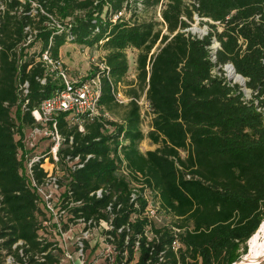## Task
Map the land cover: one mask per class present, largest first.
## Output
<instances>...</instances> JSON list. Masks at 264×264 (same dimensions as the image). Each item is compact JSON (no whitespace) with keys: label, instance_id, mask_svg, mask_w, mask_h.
<instances>
[{"label":"trees","instance_id":"trees-1","mask_svg":"<svg viewBox=\"0 0 264 264\" xmlns=\"http://www.w3.org/2000/svg\"><path fill=\"white\" fill-rule=\"evenodd\" d=\"M34 1L60 21V32L44 25L48 18L38 9L29 16L17 12L18 0H0V248L14 263L24 258L34 264L59 263L60 249L38 240L40 210L19 173L15 130L31 124L28 110L59 85L52 76L39 82L45 70L35 58L38 52L50 44L57 57L62 45L76 43L105 51L108 75L101 78V108L125 109L120 122L96 120L86 123L84 132L67 129L60 120L61 132L73 135V152L94 154L69 180L73 198L84 202L82 214L110 220L108 242L120 257L126 252L128 263L237 264V246L247 244L264 221V110H257L264 107V0H195L197 5L184 0ZM159 5L162 20H130L139 6ZM194 13L207 18L200 20L209 27L202 38L184 31ZM27 25L36 31L39 46L30 53L22 45ZM214 39L219 48L213 62L209 46ZM130 48L137 51V89L152 114L146 137L157 145L145 152L138 147L145 134L134 100L140 97L137 89H130L133 95L126 103L115 98L128 71ZM228 63L245 78L250 100L223 76ZM216 67L220 75L212 73ZM25 80L28 110L22 112L18 87ZM118 147L126 175L120 171ZM98 188L105 190L101 197L89 196ZM147 189L173 217L171 224L151 223L142 193Z\"/></svg>","mask_w":264,"mask_h":264},{"label":"built area","instance_id":"built-area-1","mask_svg":"<svg viewBox=\"0 0 264 264\" xmlns=\"http://www.w3.org/2000/svg\"><path fill=\"white\" fill-rule=\"evenodd\" d=\"M18 1L20 4L15 7L18 13L34 16L38 9L41 15L48 18L44 25L48 24V27L53 29V33L63 29L60 21L46 13L38 2L34 0ZM184 1L188 5H197L195 0ZM0 9H4L3 4H0ZM160 9L161 5L157 7V18L162 20ZM121 14L122 12L115 14L113 20ZM194 16L197 21L207 20V18L199 17L197 13H194ZM24 31L26 36L22 45L30 53L35 46L30 47L37 42L35 41L36 31L31 30L28 25L25 26ZM204 34V32L200 34V30L195 26L192 28L193 36L202 38ZM239 42L242 43V40L239 39ZM49 46L38 52L35 57L45 70L44 75L38 80L41 84H45L46 76H52L59 80V85L49 96L43 98L37 107L28 110L25 105L28 102L29 84L26 80L19 83L18 90L23 98L22 112L28 110L32 122L30 125L22 127L20 131L16 127L15 139L19 142L16 154L21 162L19 173L27 187L36 195L35 201L40 210L38 240L51 242L52 246L57 247L71 258L66 247V240L71 237L69 233L78 228L74 242L78 255L82 257L84 247L93 231L100 230V238L103 242L108 243L111 236L105 231L111 228V222L105 218L96 219L93 216H84L83 211L80 210L84 202L82 199L73 198L69 180L76 170L82 168L90 158L94 157V154L73 152V135L63 134L59 125L62 119L67 129L76 128L77 131L84 132L86 123L109 119V113L103 110L99 103L102 88L101 78L103 74L108 75V66L104 62L92 75L84 76V78L81 76L71 77L68 75L61 57L53 56L49 51ZM242 46L244 47V45ZM217 47L219 48V43L216 40L209 46V59L213 62ZM241 91L244 93L248 91L245 83L244 87H241ZM115 98L120 103L131 100L119 90L115 92ZM134 100L140 107L144 105V108L150 112L145 95ZM257 110H264V107H257ZM12 115L15 116V113ZM117 153L120 158V171L126 175L128 170L120 147H118ZM104 191L102 188H98L91 191L89 196L99 198ZM134 199L135 193H132L131 201ZM156 209V206L148 205L147 215L154 216ZM106 210L110 211L109 205ZM20 243L19 240L13 247ZM172 245L174 249L178 247L176 241H173ZM7 258L8 260L12 259V263L15 264L11 254H7Z\"/></svg>","mask_w":264,"mask_h":264},{"label":"rangeland","instance_id":"rangeland-1","mask_svg":"<svg viewBox=\"0 0 264 264\" xmlns=\"http://www.w3.org/2000/svg\"><path fill=\"white\" fill-rule=\"evenodd\" d=\"M138 12L132 16L130 19L131 21H144V20H151V21H157V8L155 7H143L139 6L138 7ZM125 17L128 19L130 16L129 11H125ZM158 22V21H157ZM196 27L197 29L200 30L203 33H207L209 30L208 25L201 23L199 20L197 21L194 14H193V20L189 21V26L184 29V31L189 32L192 34V28ZM158 28H161L163 33L165 32V27L163 24H158ZM218 30H220L221 26H217ZM204 34V35H205ZM215 39L213 40V42ZM39 44V43H37ZM158 42L155 44L153 47L154 51L156 47L158 46ZM35 44H33V48ZM39 46H36V48H33L34 50H38ZM218 48V47H217ZM32 49V51H33ZM61 54L62 56L61 59L67 69L68 75L71 77L76 78L77 76H81L84 78V76L92 75L95 73L98 69L99 66L104 63V54L105 51L101 49L98 45L92 46V47H87L83 45H79L76 43H66L64 47L61 49ZM136 54L137 51L133 48L127 49V57H128V71L122 80V82L118 85V90L123 93L126 96H131L133 95L130 89H137V80H136ZM213 74H218L220 75L221 73L218 71L217 67L212 70ZM223 76L226 78V81L229 82L231 85L238 84L241 87H244V82L243 84L234 81L233 79H230L227 76L226 70L223 69ZM245 81V80H244ZM137 94L139 96H143L144 94L140 93L139 90L137 89ZM252 98V92L251 90L248 89L247 92H243V99L244 100H250ZM124 105V104H123ZM124 106H117L115 107L112 111H108L109 113V120L113 121H118L120 122V118L122 114L124 113ZM141 110V123H140V129L143 131L145 134V137L139 141L138 147L141 152H145L147 150H153L157 147L156 144H153L148 137H146L147 132L150 129V122L152 119V114L151 112H148L146 108H144V105L140 107ZM113 130V128H110ZM181 156H185V152L181 151L180 152ZM136 187L139 188L141 184H135ZM144 196H146L148 200V205L149 206H156V212L154 216H149L151 223L154 225H159V224H165L169 225L173 221V217L165 212L158 204V200L155 197V193L153 191H150L149 189L142 191ZM263 219V218H262ZM261 227L256 231V234H258L261 230ZM147 235L148 238L152 237V234L150 232V227H147ZM100 230L93 231L91 237L89 238L86 246L84 247L83 250V256H79L77 252V247L74 242V237L78 233V228L75 231H72V233H69L71 236L66 240V247L68 252L71 255V258L68 257L67 255L62 253L61 251L58 252L59 256V263L58 264H132L126 262V252L121 255L118 253L117 248L111 243H106L103 242L102 239L100 238ZM67 233V234H68ZM73 236V238H72ZM112 239V238H111ZM249 246V240L245 242L240 243L235 251V254L240 258L239 260H242L244 253L247 251V248ZM6 250L0 248V258L3 260V264H13L12 259L8 260ZM238 260V261H239ZM15 264H34V263H28V260L24 258V261L22 263H15ZM261 264H264L262 261Z\"/></svg>","mask_w":264,"mask_h":264},{"label":"bare ground","instance_id":"bare-ground-1","mask_svg":"<svg viewBox=\"0 0 264 264\" xmlns=\"http://www.w3.org/2000/svg\"><path fill=\"white\" fill-rule=\"evenodd\" d=\"M225 70L230 79L243 84L244 80L235 73L233 66H226ZM261 226L260 232L249 239L248 252L237 264H261L259 261L264 258V221Z\"/></svg>","mask_w":264,"mask_h":264},{"label":"water","instance_id":"water-1","mask_svg":"<svg viewBox=\"0 0 264 264\" xmlns=\"http://www.w3.org/2000/svg\"><path fill=\"white\" fill-rule=\"evenodd\" d=\"M233 66L231 63H228V64H226L224 67H223V69L225 70V68H226V66ZM237 75H239L243 80H245V78L242 76V75H240V74H238V73H236ZM244 83H245V81H244ZM264 260V258H262V260H260L259 261V263H261L262 261ZM236 262V261H235ZM235 262H233V263H235ZM232 263V264H233Z\"/></svg>","mask_w":264,"mask_h":264},{"label":"crops","instance_id":"crops-1","mask_svg":"<svg viewBox=\"0 0 264 264\" xmlns=\"http://www.w3.org/2000/svg\"><path fill=\"white\" fill-rule=\"evenodd\" d=\"M65 45V44H64ZM64 45H62L61 47H60V49H59V56H62V54H61V49L64 47Z\"/></svg>","mask_w":264,"mask_h":264}]
</instances>
